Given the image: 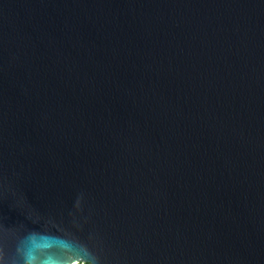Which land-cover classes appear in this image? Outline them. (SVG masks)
<instances>
[{"label": "water", "instance_id": "1", "mask_svg": "<svg viewBox=\"0 0 264 264\" xmlns=\"http://www.w3.org/2000/svg\"><path fill=\"white\" fill-rule=\"evenodd\" d=\"M264 264V0H0V264Z\"/></svg>", "mask_w": 264, "mask_h": 264}, {"label": "built area", "instance_id": "2", "mask_svg": "<svg viewBox=\"0 0 264 264\" xmlns=\"http://www.w3.org/2000/svg\"><path fill=\"white\" fill-rule=\"evenodd\" d=\"M72 264H78V263H72Z\"/></svg>", "mask_w": 264, "mask_h": 264}]
</instances>
